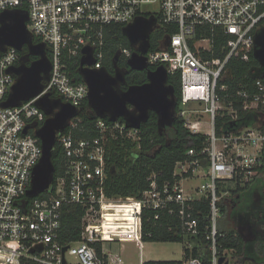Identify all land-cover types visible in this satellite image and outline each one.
I'll list each match as a JSON object with an SVG mask.
<instances>
[{
  "label": "built area",
  "instance_id": "built-area-1",
  "mask_svg": "<svg viewBox=\"0 0 264 264\" xmlns=\"http://www.w3.org/2000/svg\"><path fill=\"white\" fill-rule=\"evenodd\" d=\"M23 9L28 13L26 27L33 39L42 41L51 61V70L44 89L37 96L17 106L3 107L15 75L8 73L16 65L19 51L8 47L0 53V264H126L119 252L111 251L108 243L123 242L120 232L125 231L139 249L141 259V212L154 210L175 214L185 247L191 250L203 235L211 250L209 264H231L233 249L217 250L219 233V205L227 191L221 193L218 183L228 180L245 184L257 173L263 160L264 129L242 124L236 130L217 135L215 117L224 110L236 120L233 100L225 105L223 97L235 94L242 98V110H257L264 118V82L256 78L257 91L244 89L228 93L221 80L227 75V63L235 51L243 48L242 60H247L253 48L254 35L264 27V0H0V12ZM137 16H154L153 31L161 35L155 49L145 53L149 67L163 65L168 74L180 77V111L184 126L191 132L207 136L206 144L198 152L187 150L189 157L175 163L172 179L160 184L151 175L149 187L139 198H111L105 194L106 145L109 137H122L138 144V128H128L124 120L105 122L97 117V135L91 138L75 137L79 127V113L86 101L88 87L79 74L82 49L90 48L94 63L90 68L103 66L104 27L108 24L132 22ZM227 37L221 55H215L214 33ZM170 32V33H168ZM167 40L169 41L167 43ZM128 59L132 48H119ZM76 66L80 79L73 77ZM87 66V65H84ZM55 92L57 96H52ZM49 93L62 102L79 109L68 125L56 137L63 151L64 171L46 191L28 197L33 167L39 161L41 142L34 134L46 115L35 105L42 94ZM191 103L202 104L200 113L208 114L207 131L204 120L186 115ZM196 113V112H194ZM261 118V119H262ZM36 123L26 133V125ZM201 180L199 185L185 183L191 178ZM208 201V219L199 229V219L192 214L193 202ZM116 203L125 204L122 211L130 219L120 222L117 217L106 219L105 212H116ZM76 204L82 211V231L76 241L60 239L62 207ZM116 219L117 222L108 221ZM128 220V221H127ZM109 223V225L107 224ZM107 230L110 240L104 239ZM189 236V238H187ZM99 243L97 247L95 244ZM65 248V250H63ZM99 248V249H97ZM219 257L223 260L219 262ZM157 264V263H154ZM183 264H205L201 257L189 256ZM233 264V263H232Z\"/></svg>",
  "mask_w": 264,
  "mask_h": 264
},
{
  "label": "trees",
  "instance_id": "trees-1",
  "mask_svg": "<svg viewBox=\"0 0 264 264\" xmlns=\"http://www.w3.org/2000/svg\"><path fill=\"white\" fill-rule=\"evenodd\" d=\"M122 24H108L104 27V56L103 66L112 72V58L119 48H131L126 36L122 33ZM170 33V32H168ZM161 32L155 30L150 34V48L155 49L157 38ZM227 37L220 32L214 33L215 55L221 53L222 45ZM37 39L35 38L34 41ZM243 48L239 47L227 63V75L221 80L227 84L228 93H235L237 89H244L249 94L257 91L250 70L258 65L253 57L252 50L247 60H242ZM73 69V77L80 79L76 66L67 61ZM119 64V63H118ZM125 65V63H124ZM150 68H154L151 66ZM147 80L145 71L130 70L126 75L128 84H141ZM264 82V76L261 77ZM167 83L174 89L176 99L175 114L170 128H159L157 115L150 111L149 117L142 122L138 128V144L130 139L122 137H109L106 145V173L105 194L111 198L135 197L139 198L142 191L149 187L151 175H155V181L160 184L164 180L172 179V172L175 163L189 157L187 150L194 149L198 152L206 144L207 136L199 132H191L184 126V119L178 114L180 111V77L178 74H168ZM52 96H57L52 92ZM225 105L233 100V108L236 110V120H231L230 115L224 110L215 117L214 129L217 135L236 130L242 124L256 126L264 129V118L259 119L257 110H242V98L235 94L222 98ZM91 111L84 101L79 113V127L73 130L77 138H91L97 135L95 121L97 117L91 118ZM103 120L109 123L107 117ZM120 120H123L120 118ZM262 163L257 167V175L253 180L240 184L237 180L234 187L229 189L231 194L223 196L219 205L221 213H226L231 207L232 211L238 208L239 213L245 215V221L249 227L247 231L238 232L234 229H227L219 226L221 235L217 240V250L222 253L225 249H233L231 260L233 264H264V190L256 191L253 185L263 184L264 177V149L262 152ZM52 162L55 167L54 180L62 175L64 171L63 151L56 143L52 151ZM259 182V183H258ZM264 185V184H263ZM252 194L251 197L249 195ZM258 196H257V195ZM256 197L260 200H256ZM227 201V202H226ZM248 202L249 204H247ZM247 206L245 207V205ZM242 206L239 208V206ZM244 205V206H243ZM209 212L208 201L200 200L193 202L192 214L198 218L199 229H203L207 222ZM155 211L142 209L141 212V241H170L180 242L184 237L181 232L179 221L175 214L160 213L154 218ZM82 231V211L76 204H65L62 207L61 227L59 230L60 239L65 242L76 241L80 238ZM251 231L253 239L247 237ZM189 238V236H187ZM190 239L197 240V246L191 250L184 247V257H201L205 264L210 263L211 250L203 235ZM95 246L99 247L97 243ZM99 249V248H97ZM183 264L180 260H157L144 261L143 264ZM23 264H36L32 261H25Z\"/></svg>",
  "mask_w": 264,
  "mask_h": 264
},
{
  "label": "water",
  "instance_id": "water-1",
  "mask_svg": "<svg viewBox=\"0 0 264 264\" xmlns=\"http://www.w3.org/2000/svg\"><path fill=\"white\" fill-rule=\"evenodd\" d=\"M27 19L28 13L23 9H6L0 12V53L5 52L8 47L19 52L26 47V52L19 57V63L7 69L8 73L15 75V81L6 99L1 102L3 107L17 106L22 101L37 96L44 89V82L49 79L51 61L46 53L45 43L34 41L26 27ZM156 23L154 16H137L121 30L133 49L127 65L133 70L146 73L147 80L141 84H130L126 89L119 87L125 83V72L117 66L119 50L112 58V74L105 67L90 68L94 63L91 50L87 46L82 49L84 55L80 59L79 74L88 87L86 101L91 118L107 117L109 121L122 118L128 128H139L152 111L157 115L159 128L171 125L176 99L173 87L167 83V70L163 65L150 68L145 56L150 48V34ZM252 54L258 65L250 70V74L253 78H261L264 76V27L254 35ZM30 55L36 58L27 64L26 60ZM35 105L46 118L34 130V134L40 139L42 154L32 170L31 184L26 191L28 197L36 196L49 188L55 172L51 158L57 134L79 113V109L62 102L58 97H51L49 93L40 95L35 100ZM35 126L36 123L26 125L23 133ZM222 260L223 257H219V262Z\"/></svg>",
  "mask_w": 264,
  "mask_h": 264
},
{
  "label": "rangeland",
  "instance_id": "rangeland-1",
  "mask_svg": "<svg viewBox=\"0 0 264 264\" xmlns=\"http://www.w3.org/2000/svg\"><path fill=\"white\" fill-rule=\"evenodd\" d=\"M204 106L202 104H197V103H191L188 106V112L186 113V115L190 116L191 119H197L199 117V119L204 120L201 123V128L203 129V132H206L207 129V121H208V114L207 113H200L202 108ZM196 112V113H194ZM264 117V116H263ZM262 117L259 116V119H261ZM201 182V180L197 177L191 178L189 181H187L185 184L189 185V186H196L199 185ZM259 183V182H258ZM235 182L228 180L226 182H222V183H218V189L221 193H223L224 191H227L226 195H230L231 192L229 189L234 187ZM263 184H264V177H263ZM261 182L259 184H255L253 185V188H256V191H261V188L264 190V185ZM252 194L249 195V197H251ZM227 202V201H226ZM247 204H249L248 202H246ZM247 204L245 205V207L247 206ZM114 207H116L117 210L116 212L112 211H107L105 212V216L106 219L109 217H117V219H120V222H125L126 217L130 219V213H124V212H118V211H122L123 207L125 206V204L122 203H116L114 205H112ZM244 206V205H243ZM242 206L240 205L239 208H241ZM230 209L231 207L228 208L227 212L224 213L221 216V219L226 220V222L228 224H230V226L232 228H234V224L231 223V221L229 220L230 216ZM239 213L238 208L236 209L235 213L234 211L232 212V214H237ZM232 215V216H233ZM127 220V221H128ZM108 221H114L117 222L118 220H114V219H109ZM107 224V223H106ZM109 225V223L107 224ZM230 226H226V227H230ZM104 239L106 240H110L108 237V232L107 230H104ZM120 240H123V242H112V243H108L106 245H108V247H110L111 251L114 252H119L123 259L124 262L126 264H138V260H139V249L137 248V246L135 245L134 242H131V240L128 238V235L125 234V231L120 232L119 237ZM184 247H185V243L184 241H180V242H170V241H145L143 242L142 248H141V259L143 261H157V260H180V261H184L185 257H184ZM233 263V262H232ZM231 263V264H232ZM245 264H252L249 261L246 262Z\"/></svg>",
  "mask_w": 264,
  "mask_h": 264
},
{
  "label": "crops",
  "instance_id": "crops-1",
  "mask_svg": "<svg viewBox=\"0 0 264 264\" xmlns=\"http://www.w3.org/2000/svg\"><path fill=\"white\" fill-rule=\"evenodd\" d=\"M255 176L259 177L260 175H257V173H256ZM253 179H254V176L250 180H253ZM232 212H233L232 209H230V216L231 217L229 218V220L231 221L232 224H234V228H232L230 226V224H228L226 222V220L221 219V216L224 213H222L221 216L219 217L218 225L220 227H224V228H227V229H234V230H236L238 232L247 231L248 227H247V223L245 221V215L242 214L241 212L233 215ZM234 213H235V211H234ZM226 226H230V227H226ZM246 238H248L249 240L253 239L252 234L247 233V237ZM141 244L143 245V242H141Z\"/></svg>",
  "mask_w": 264,
  "mask_h": 264
},
{
  "label": "flooded vegetation",
  "instance_id": "flooded-vegetation-1",
  "mask_svg": "<svg viewBox=\"0 0 264 264\" xmlns=\"http://www.w3.org/2000/svg\"><path fill=\"white\" fill-rule=\"evenodd\" d=\"M153 32V31H152ZM26 52V47H23V49H22V51L21 52H19V57L22 55V54H24ZM36 58V56H33V55H30L28 58H27V60H26V63L28 64V63H30V61H32V60H34ZM18 60H19V58H18ZM19 63V61H17V64ZM119 63V64H118ZM124 63H125V65H124ZM16 64V65H17ZM117 66L123 71V72H125V83H123V84H120L119 85V87L121 88V89H126L127 88V86L128 85H130V84H128L127 83V81H126V75L128 74V72L130 71V70H133V69H131L128 65H127V60L126 59H124L121 55H119V57H118V60H117ZM112 72H110V73H112L113 74V72H114V67H113V65H112ZM129 106V108H132V106L131 105H128ZM171 125H172V123H171ZM171 125H169V126H166V127H164L163 129H165V128H170L171 127ZM264 192V191H263ZM257 195V194H256ZM256 195H255V198H256V200L259 202L260 200L256 197ZM258 196V195H257ZM247 229V228H246ZM250 234H252L251 233V231H248Z\"/></svg>",
  "mask_w": 264,
  "mask_h": 264
}]
</instances>
